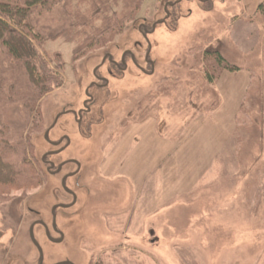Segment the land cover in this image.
I'll list each match as a JSON object with an SVG mask.
<instances>
[{
	"label": "rangeland",
	"instance_id": "374dc122",
	"mask_svg": "<svg viewBox=\"0 0 264 264\" xmlns=\"http://www.w3.org/2000/svg\"><path fill=\"white\" fill-rule=\"evenodd\" d=\"M171 2L177 3L179 16L175 18L169 16ZM77 7L75 0H65L50 15L39 19L40 27L49 37L67 29L72 10ZM240 9V0H143L135 19L121 34L79 59L72 55V44L61 37L45 44L42 53L52 66L50 55L59 52L62 57L63 84L41 99V126L30 132V140L36 158L45 155L54 167L60 163L57 169L61 168L53 175L46 172L36 190L12 193L0 203V264L38 263L39 253L30 238L33 224L32 234L42 249L43 264L66 257L75 264H91L90 258L98 257L101 250H108L100 256L105 264H264L263 120L252 117L250 126L242 109L234 158L194 161L189 168L179 169L182 175L178 179L173 176L170 183L166 175L143 182L141 192L132 187H138L136 177L122 176L126 167L131 171V160H136L128 157L121 173L114 146L121 129L125 141L131 143L133 127L149 115L158 121L165 118L169 126L162 130L176 137L184 113L188 124L192 115L201 110L206 114L218 104L215 84L204 80L196 61L206 48L217 49L239 68L245 64V58H239L240 53L229 46L231 39L239 47L244 46L248 30L232 24L233 15ZM261 21L259 31L264 40V19ZM140 25L146 27L148 43L138 31ZM127 49L135 62L148 70L143 62L146 54L152 63L149 75L137 69L127 56L124 74L117 73L107 61L99 66L106 53L118 60ZM262 64L261 71L264 61ZM94 71L107 78L106 89H88ZM162 90L174 95H164ZM183 92L188 93L186 97ZM223 93L219 117L222 124H227L228 94ZM89 95L94 100L87 104L90 115L81 123L69 111L62 113L77 110ZM154 97L163 106L171 105L172 99L176 106L167 110L166 105L167 111L156 112ZM186 100L185 109L182 102ZM5 114L12 124L23 126L15 107L6 108ZM252 115L257 117V113ZM62 136L67 138L60 144L62 150L48 155L54 150L49 143ZM144 158L143 168L146 162H152ZM40 165L45 171L46 165ZM191 172L197 176H191ZM150 183L155 187L153 191L147 189ZM69 190L76 193L77 202L61 209L59 205L73 203ZM161 196L167 204L162 205ZM54 209L55 226L63 232L60 242L54 241L57 235L51 230ZM39 219L49 236L36 223Z\"/></svg>",
	"mask_w": 264,
	"mask_h": 264
},
{
	"label": "trees",
	"instance_id": "16d2710c",
	"mask_svg": "<svg viewBox=\"0 0 264 264\" xmlns=\"http://www.w3.org/2000/svg\"><path fill=\"white\" fill-rule=\"evenodd\" d=\"M65 0H0V203L12 193L26 194L39 188L46 174L41 158L35 156L30 132L41 126L40 102L63 84L59 52L43 55L49 40L63 38L72 44V55L79 59L104 47L135 19L143 0H75L72 22L67 29L49 37L39 19L50 15ZM70 2V0H67ZM208 2L209 0H205ZM177 3H169V16H179ZM264 18V0L256 8ZM195 62V61H194ZM196 63L203 78L213 84L223 71L235 72L217 49H202ZM16 108L23 124L17 127L6 117L5 109ZM237 113V121H240ZM27 128V129H26Z\"/></svg>",
	"mask_w": 264,
	"mask_h": 264
},
{
	"label": "crops",
	"instance_id": "0c3cea01",
	"mask_svg": "<svg viewBox=\"0 0 264 264\" xmlns=\"http://www.w3.org/2000/svg\"><path fill=\"white\" fill-rule=\"evenodd\" d=\"M262 1L240 0L241 9L239 13L234 14L232 17L233 26L241 25L248 30L244 36L245 42H243L244 46L242 48L234 40H229L230 48L233 49V52L240 53L239 55L242 57L239 58H245V64L235 72L223 71L216 79L214 89L217 98H219L218 104L209 108L206 114H203L201 110L199 113L192 115L190 118L191 124L189 122V125L187 124L188 115L184 113L176 137L171 134L167 136L168 133L162 130L169 126V123L167 125V122L163 121L165 120L163 115L160 116L163 118L160 121L157 117L149 115L143 119V123L133 127V134L130 137L132 139L131 143L125 141L126 137L122 129L117 135L119 139H116L115 151L118 157L117 163L119 162L118 166H120L119 170L121 173L124 172L123 169L128 157L136 160H131L133 166L130 169L132 173L126 167L125 174H122V176L126 177V174H130L132 177H136L135 179H138L139 182L138 187L136 185L134 187L139 192L142 191L141 189L144 190L143 182L151 181L152 178L151 182L157 181L158 178L160 179L163 175H166L170 179L168 183L172 181L173 176L178 179L182 175V170L179 169L189 168L194 161L205 159L211 161L222 157L223 159L234 158L236 151L234 140L239 127L237 113L241 108L245 114L247 113L246 121L249 122L250 126L252 117L257 121H264V69L261 71L264 61V40L261 38L259 31L262 29V17L259 16V20L256 12L258 4ZM257 52L258 57L256 56ZM161 92L164 95H169L172 91L162 90ZM223 92L228 94L227 124H222L219 117L224 104L222 100L224 97ZM187 94V92H183L182 96L186 97ZM170 95H174V93ZM184 102H182V105L186 109L188 101ZM152 104H157L153 105L154 109L156 106V112L158 110L167 111L172 106H176V103H173V100L170 99L171 105L166 104L169 108L165 110L167 106H163L159 99L156 101L155 97ZM252 113H257V117L253 116ZM254 128L258 130L256 124ZM142 133H144L143 136ZM144 156L149 159V162L152 159L150 165L146 162L145 168H143L142 163L145 159ZM189 161L193 162L188 164ZM142 175L144 178H139ZM194 175L197 176L196 172H191V176ZM154 188L152 183L147 186L148 190L152 189L153 191ZM160 199L162 205L168 203V201L163 200V196Z\"/></svg>",
	"mask_w": 264,
	"mask_h": 264
},
{
	"label": "flooded vegetation",
	"instance_id": "af4514ba",
	"mask_svg": "<svg viewBox=\"0 0 264 264\" xmlns=\"http://www.w3.org/2000/svg\"><path fill=\"white\" fill-rule=\"evenodd\" d=\"M154 25L155 24H153L152 26L154 27ZM138 31H140L143 34V36L145 37L146 43H148L147 39H146V34H144V32L147 33L146 27L143 26V25H140L138 27ZM145 55H144L145 58H144L143 62L147 63V67L149 68L148 70H146L144 67H142L137 62H135L133 54L128 49L122 52V54H121V56H119L118 60L112 59V57L108 53H106V55H104V57L102 58L101 63H100L99 66H102L104 64V61H107L109 66L114 68L117 71V73H119L120 75L124 74L125 70L127 69V62H125V56H127L130 59V61L132 62V64L137 69H139L143 74L149 75L150 74V68H152V63L150 61H148V59H147V57ZM107 73L111 74L110 71H107ZM93 77H94V80H92L89 83V86H88L89 88L88 89H90L92 87H94V88H96L98 90L106 89V86L108 85V80H107L106 77L98 75L95 71L93 72ZM88 89L86 90V92H88ZM93 101H94L93 98L89 95V96L86 97V99L84 100V102H83V104H82V106L80 108H78L77 110L66 109V110H63L62 113H65V112L69 111L72 114L74 120L77 123H81L84 118L86 119V117H88V115H90V107L88 105L91 104ZM64 139H66L65 142H67V138H64L63 136L60 137L58 140L53 141V143L59 142V144L58 145H52L51 144L54 147V150H51L50 152L58 151L57 149H59L61 147L60 144L62 143V141ZM54 154H56V153H54ZM41 161H42V163H44L46 165L45 171L47 173H49L50 175L55 174V170L57 169L58 165L60 164V163H58V165L56 167H54L52 162H50L49 160L45 159V155H43L41 157ZM132 187H134V185H132ZM69 191H70L69 192V196L71 197V201H73V203H71V205H73L75 203V201L77 202V196H76V193L74 191H71V190H69ZM134 192H135V189H134ZM64 205H70V202L68 204H64ZM59 208L65 209V208H62V207H59ZM55 210L56 209H54L53 213L51 214V223H52L53 220L56 222L57 213L55 212ZM36 223L41 225L44 228V230H46L45 229L46 225L44 224V222L41 219H39ZM51 230L54 233H56V235H57L56 238H53L54 241L55 240L59 241V239L61 237H63V232L61 230H59L57 228L54 230L52 228V226H51ZM46 233H48V236H49V234H50L49 230ZM51 241H53V240H51ZM106 252H108V250H101V252L99 253L98 257L94 258L93 260H92V258H90L91 264H105L100 256H102L103 254H106ZM39 259H40V255H39ZM43 262H44V258H43ZM43 262H42V264H43ZM37 264H39V260H38ZM54 264H75V263L73 261H71L68 257H66L65 259L59 260V261L55 262ZM88 264H90V263H88Z\"/></svg>",
	"mask_w": 264,
	"mask_h": 264
},
{
	"label": "water",
	"instance_id": "95a60500",
	"mask_svg": "<svg viewBox=\"0 0 264 264\" xmlns=\"http://www.w3.org/2000/svg\"><path fill=\"white\" fill-rule=\"evenodd\" d=\"M53 126H51L50 128H48L47 129V131L45 132V135H44V137L46 138V136H47V134H48V132H49V130L52 128ZM50 144H52V145H58L59 144V142H56V143H50ZM62 149H60V150H58V151H56V152H49L48 153V155H52V154H54V153H58V152H60ZM61 168V166H59V168L57 169V170H59ZM65 179V178H64ZM64 179L62 180V181H64ZM71 206V204L70 205H59V207H62V208H68V207H70ZM54 208H56V207H54ZM33 226H34V224L32 225V227L30 228V238H31V241H32V243H33V245L36 247V249L38 250V252H39V255H40V259H39V264H42V262H43V253H42V249L40 248V246L37 244V242L35 241V239H34V237H33V234H32V228H33ZM51 226H52V228L55 230L56 229V226H55V221L53 220L52 221V223H51ZM45 229H46V232L48 231V228L45 226ZM48 234V233H47ZM62 240V237L59 239V242ZM58 242V241H57Z\"/></svg>",
	"mask_w": 264,
	"mask_h": 264
}]
</instances>
